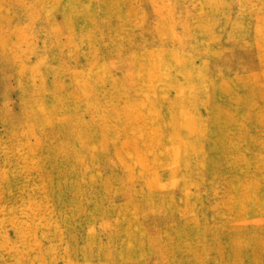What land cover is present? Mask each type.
<instances>
[{
	"label": "rangeland",
	"instance_id": "obj_1",
	"mask_svg": "<svg viewBox=\"0 0 264 264\" xmlns=\"http://www.w3.org/2000/svg\"><path fill=\"white\" fill-rule=\"evenodd\" d=\"M47 235L264 264V0H0V264Z\"/></svg>",
	"mask_w": 264,
	"mask_h": 264
},
{
	"label": "bare ground",
	"instance_id": "obj_2",
	"mask_svg": "<svg viewBox=\"0 0 264 264\" xmlns=\"http://www.w3.org/2000/svg\"><path fill=\"white\" fill-rule=\"evenodd\" d=\"M188 20H189V18H188ZM187 20V21H188ZM193 20V19H192ZM199 20V19H198ZM201 20H202V18H201ZM189 22V21H188ZM187 22V23H188ZM198 23V22H197ZM202 23H203V21H202ZM189 24V23H188ZM199 24V23H198ZM200 25H202L201 23H200ZM199 26V25H198ZM203 26V25H202ZM202 28V27H201ZM255 28V27H254ZM195 30H197V29H195ZM191 32V31H190ZM194 34H196V33H194ZM202 34V33H201ZM216 34V33H215ZM220 34V33H219ZM199 35H200V33H199ZM221 35V34H220ZM223 35H224V33H223ZM191 36H192V33H191ZM194 37H195V35H194ZM198 37V36H197ZM214 37V36H213ZM220 37V36H219ZM191 38V37H190ZM224 38V37H223ZM222 38V39H223ZM218 39V37L215 39V40H217ZM191 41H193V40H191ZM214 41V40H213ZM217 42V41H216ZM210 43V42H209ZM256 43V42H255ZM220 44V43H219ZM223 44V43H222ZM225 45V44H224ZM237 45V44H236ZM218 46V45H217ZM259 46V45H258ZM257 46V47H258ZM185 47V46H184ZM215 48H218V47H216L215 46ZM222 48V47H221ZM221 48H219L220 50H221ZM236 49L237 48H239V47H235ZM186 49H187V47H186ZM211 49H213V48H211ZM217 50V49H216ZM215 50V51H216ZM212 51V50H211ZM191 52H192V50H191ZM190 52V53H191ZM218 52H219V50H218ZM213 53V52H212ZM211 53V54H212ZM193 55H194V53H192ZM199 54V53H198ZM200 55V54H199ZM203 55V54H202ZM201 55V56H202ZM146 56V55H145ZM189 58V57H188ZM199 58H200V56H199ZM202 58V57H201ZM205 58V57H204ZM166 61H168V60H166ZM189 62H191V61H189ZM180 63V62H179ZM183 63H181V65H182ZM189 65H190V63H189ZM181 67V66H180ZM179 67V68H180ZM185 68V67H184ZM191 68H192V66H191ZM181 71H182V69H181ZM175 72V71H174ZM189 70L187 69V74L189 75ZM195 72H197V71H195ZM177 73V72H176ZM181 73V72H180ZM192 73V72H191ZM183 74H184V70H183ZM187 74H185V75H187ZM196 75L197 73H193V75ZM193 75H191V76H193ZM190 76V75H189ZM190 76V77H191ZM187 78H188V76H187ZM195 78L197 79V77L195 76ZM184 79V78H183ZM192 81H193V79H191ZM176 82H177V80H176ZM179 82V81H178ZM184 83V82H183ZM192 83V82H191ZM190 83V84H191ZM178 84V83H177ZM181 84H182V82H181ZM184 84H186V83H184ZM189 84V83H188ZM173 86L175 87V84L173 83ZM172 86V87H173ZM173 87V88H174ZM183 87V86H182ZM181 87V88H182ZM189 87V86H188ZM193 87V86H192ZM193 89V88H192ZM177 90H179V88H178V86H177ZM164 99V98H163ZM191 100V99H190ZM193 100V99H192ZM192 102V101H191ZM195 103V102H194ZM192 105V104H191ZM69 132H67V134H68ZM50 235H47V237H49ZM50 239H44L46 242V244H47V249H46V251H44L43 252V254H42V252H40V253H37V251H31V256L33 257V258H30V259H22L21 260V263L20 264H64L63 263V259H64V255H63V257L62 256H59V252H60V244H61V240H58V239H56L55 237H54V239H52V237L50 236L49 237ZM60 242V243H59ZM46 244H44V245H46ZM43 246V245H42ZM66 255H65V258H67V257H69V254L68 253H65ZM6 259V258H5ZM94 263H96V262H94ZM88 264H90V263H88Z\"/></svg>",
	"mask_w": 264,
	"mask_h": 264
}]
</instances>
